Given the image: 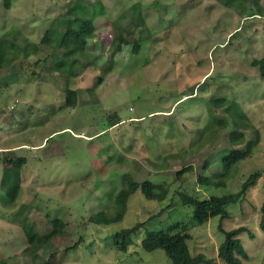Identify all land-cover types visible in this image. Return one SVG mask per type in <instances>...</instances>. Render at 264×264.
Here are the masks:
<instances>
[{
	"label": "rangeland",
	"instance_id": "obj_1",
	"mask_svg": "<svg viewBox=\"0 0 264 264\" xmlns=\"http://www.w3.org/2000/svg\"><path fill=\"white\" fill-rule=\"evenodd\" d=\"M78 1L9 0L6 7L0 0V37L6 33L14 43L0 67V179L5 167L16 171L19 183L11 203L0 187V260L46 264L53 252L56 264H173L163 250L142 248L141 240L147 230L189 221L191 207L179 192L205 198L236 191L257 170L256 183L228 204L221 226L248 227L255 237L239 235L244 262L264 264L258 227L264 76L251 65L264 57V0H80L84 7L75 13ZM85 8L95 14L94 35L76 56L80 64L55 68L63 49L40 38L52 20H70ZM68 89L75 90L74 107L65 105ZM222 96L241 108L243 124L233 122L225 105H210ZM233 132L243 140L231 142ZM249 141V153L227 165L229 153L245 151ZM188 164L192 169L176 177ZM224 170L225 177L217 176ZM144 178L167 186L164 199L147 200L138 191L120 221H88L111 207L125 183ZM221 178L222 186L211 183ZM153 214L130 235L126 251L119 249L114 233ZM52 218L63 226L32 259L23 252V230L45 233ZM190 225V253L224 264L216 257L224 237L218 218ZM78 237L81 242L65 251Z\"/></svg>",
	"mask_w": 264,
	"mask_h": 264
},
{
	"label": "trees",
	"instance_id": "obj_2",
	"mask_svg": "<svg viewBox=\"0 0 264 264\" xmlns=\"http://www.w3.org/2000/svg\"><path fill=\"white\" fill-rule=\"evenodd\" d=\"M4 5L8 7L9 0H4ZM75 7L76 8H74V12L79 13V8L84 7L82 1L79 0ZM94 16L95 14L93 12H90L87 8H85L84 12L80 13L78 16L75 15L74 18H71L70 20H52L49 26L44 30L40 41L47 46L55 44L57 47L63 49L62 55L55 62V68H61L62 66L75 68L80 64L76 56L83 54L87 40L91 39L94 35ZM140 22L143 23L142 18H140ZM5 36H7L6 33ZM5 36L0 37V67L6 63L5 60H3V53L7 48L10 49L14 44L12 41L6 40ZM116 38L119 39V41H117L118 44L124 42V39L120 35H116ZM133 42H136L137 45L136 40H133ZM251 65L257 67L259 74L264 76V57L252 59ZM179 97V99L182 98V96ZM209 103L215 108L225 105L224 110L230 112L233 122L243 124L244 120L247 119L246 115L237 105V103H235L234 100H228V97L226 96L210 99ZM75 104V90L68 89L65 95V105L68 107H74ZM119 121L120 120L112 121L107 127L112 126ZM214 122L220 123L221 119L215 118ZM229 140L235 143L240 142L243 140V134L233 132ZM251 142L249 141L247 143L245 151H231L227 156V159H225L226 162H228L227 165L230 163H237L240 158H242L245 154H248L250 151ZM191 169V164L180 168L176 171V177H179L182 171ZM259 174L260 173L257 170L248 173L240 183L239 189L236 191H226L221 194L212 193L205 198H200L197 195H193L187 191L179 192L178 195L180 197L181 203L191 207L189 221L185 222L178 220L167 225L165 228L147 230L143 239L141 240L142 248L147 251L154 249L163 250L165 255L171 259L173 264H209L213 262L210 258H205L201 253H196L194 255L190 253L187 244V240L191 237L189 225H201L206 223L210 218L217 217L218 228L223 230L221 222L225 217L228 216V204L240 200L245 195L247 190L256 183ZM226 175L227 171L224 170L219 172L217 176L225 177ZM222 181L223 179L221 178L219 181L214 180L211 181V183L213 185L222 186ZM208 183L210 182L204 180L200 181V184L205 186L209 185ZM18 186L19 183L16 176V171H14V169L4 167L0 179V187L3 190V194L7 196V203H11L15 199L18 192ZM138 191L147 200L161 201L167 194V186L164 184L153 183L148 178H144L140 182L128 181L122 187H120L114 195H112L111 200L113 201V204L111 207H109L108 210H100L94 214H91L88 217V221L92 224L100 225H107L120 221L127 210L128 198L133 193ZM259 211L260 215L258 227L264 234V201L260 205ZM155 216L156 214H153L145 221L136 222L130 227H126L115 232L114 238L121 240L118 243V248L126 251L129 244L128 238L130 235L134 233L139 227L153 219ZM49 221L51 227L49 231L45 233H36L33 226H29L27 229L23 230L27 243L23 249V252L29 255L32 259H36L39 256L38 250L41 249L43 245L54 240V238L58 236V232L63 226V222L59 218H52ZM223 233L224 237L217 247L216 257L224 264H248L244 262V260L248 259V254L241 243L239 235L246 233L250 238H254V233L245 225H239L228 230H223ZM79 242H81V237H78L76 241L64 248V250L67 251L68 249L75 247ZM56 257L57 256L54 255L53 252L50 253L46 258L45 263L56 264ZM0 264L5 263L4 261L0 260Z\"/></svg>",
	"mask_w": 264,
	"mask_h": 264
}]
</instances>
